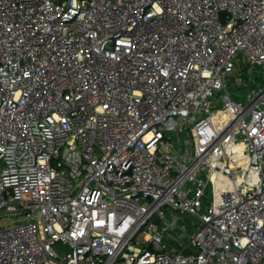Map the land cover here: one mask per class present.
I'll use <instances>...</instances> for the list:
<instances>
[{"label":"built area","instance_id":"2783aa9c","mask_svg":"<svg viewBox=\"0 0 264 264\" xmlns=\"http://www.w3.org/2000/svg\"><path fill=\"white\" fill-rule=\"evenodd\" d=\"M0 264H264V0H0Z\"/></svg>","mask_w":264,"mask_h":264},{"label":"rangeland","instance_id":"374dc122","mask_svg":"<svg viewBox=\"0 0 264 264\" xmlns=\"http://www.w3.org/2000/svg\"><path fill=\"white\" fill-rule=\"evenodd\" d=\"M256 70H257L258 72H260V71H259V70H260V67H258ZM232 87H233V86H231V88H232ZM186 134H187V130L184 131V135H186ZM188 218H189L188 216H185L184 219L179 220V226H178V229H179V230H177V232H178L177 234L181 233L180 230H182V231L184 232V234H185V237H184V239L182 240V242H186V241H187V236H188V235H187V232H188V234L190 233V231H184V223H185V220L188 219ZM13 222H14V218H11V217L3 218V219L1 220V226H2V227H7V226L12 225ZM187 227H188V225H187ZM175 233H176V232H175ZM139 238H140V240H143V239H144V235H140ZM55 249H56V251H57L59 254H65L67 251H69V248H68V247H65V246H62V245H56Z\"/></svg>","mask_w":264,"mask_h":264},{"label":"crops","instance_id":"0c3cea01","mask_svg":"<svg viewBox=\"0 0 264 264\" xmlns=\"http://www.w3.org/2000/svg\"><path fill=\"white\" fill-rule=\"evenodd\" d=\"M168 243H170V241H168Z\"/></svg>","mask_w":264,"mask_h":264}]
</instances>
